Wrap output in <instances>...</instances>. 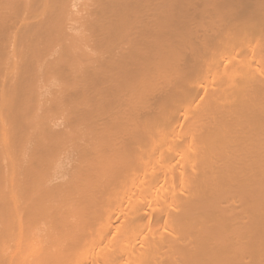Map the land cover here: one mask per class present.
Segmentation results:
<instances>
[{
    "label": "bare ground",
    "instance_id": "obj_1",
    "mask_svg": "<svg viewBox=\"0 0 264 264\" xmlns=\"http://www.w3.org/2000/svg\"><path fill=\"white\" fill-rule=\"evenodd\" d=\"M0 264H264V0H0Z\"/></svg>",
    "mask_w": 264,
    "mask_h": 264
}]
</instances>
